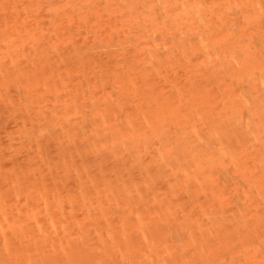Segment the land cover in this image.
Returning a JSON list of instances; mask_svg holds the SVG:
<instances>
[{"label":"rangeland","instance_id":"1","mask_svg":"<svg viewBox=\"0 0 264 264\" xmlns=\"http://www.w3.org/2000/svg\"><path fill=\"white\" fill-rule=\"evenodd\" d=\"M0 264H264V0H0Z\"/></svg>","mask_w":264,"mask_h":264}]
</instances>
